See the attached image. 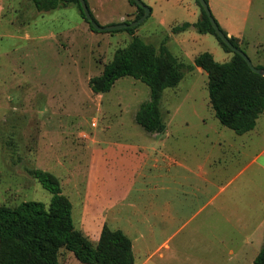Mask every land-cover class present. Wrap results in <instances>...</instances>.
I'll return each instance as SVG.
<instances>
[{"label": "rangeland", "instance_id": "obj_1", "mask_svg": "<svg viewBox=\"0 0 264 264\" xmlns=\"http://www.w3.org/2000/svg\"><path fill=\"white\" fill-rule=\"evenodd\" d=\"M141 1L151 14L132 35L93 31L75 5L42 13L32 0H0V207L28 201L48 206L52 194L31 171L51 172L72 203L76 228L97 245L104 224L128 229V142L148 147L161 166L174 168L216 156V149L197 136L222 128L232 146L227 155L236 154L238 142L231 138L236 133L216 118L208 75L198 67L185 70L179 86L164 92L161 110L168 136L153 137L135 120L141 104L150 99V89L141 81L123 77L108 93L92 91L91 78L135 36L157 49L165 43L186 66L204 52L220 63L233 57L213 35L193 26L173 33V28L201 18L196 0ZM206 2L220 29L237 40L254 66L264 69V0ZM87 3L101 27L132 22L138 14L129 0ZM160 172L165 171L151 168L147 180L154 185ZM140 196L149 203L156 191L148 186L143 194L135 191L131 200ZM143 210L149 212L146 206ZM60 264L82 263L62 250ZM180 264L193 261L182 258Z\"/></svg>", "mask_w": 264, "mask_h": 264}, {"label": "trees", "instance_id": "obj_2", "mask_svg": "<svg viewBox=\"0 0 264 264\" xmlns=\"http://www.w3.org/2000/svg\"><path fill=\"white\" fill-rule=\"evenodd\" d=\"M129 2L138 10L134 20L137 21L145 10L134 0ZM196 2L202 11L201 18L193 25L185 23L173 28V33L193 26L201 34L213 35L225 52L233 54L230 61L217 62L211 53L204 52L195 57L193 65L186 66L165 43L157 49L135 36L126 47L117 50L99 76L91 78L90 87L96 94H105L123 77L141 81L149 87L150 99L141 104L135 120L148 133L163 134L167 127L161 110L165 90L178 87L185 77V70L198 67L208 75L210 104L216 118L238 135L248 133L255 129L264 113V77L254 73L246 61L219 38L202 5L198 0ZM32 3L42 13L75 5L91 29L98 32L86 19L79 0H32ZM135 29L112 33L126 31L133 35ZM230 41L240 49L234 37ZM31 173L52 194V200L48 206L28 201L15 207H0V264H60L62 250L73 253L82 264L135 263L132 241L122 230H112L105 224L98 244L94 245L76 228L73 206L63 194L60 179L40 169ZM253 264H264V247Z\"/></svg>", "mask_w": 264, "mask_h": 264}, {"label": "crops", "instance_id": "obj_3", "mask_svg": "<svg viewBox=\"0 0 264 264\" xmlns=\"http://www.w3.org/2000/svg\"><path fill=\"white\" fill-rule=\"evenodd\" d=\"M263 121L264 113L254 130L231 137L238 144L236 154L230 156L227 149L232 146L222 128L213 134L204 132L197 137L205 139L217 155L174 168L161 166L148 147L128 142V229L124 232L132 241L134 264H180L182 258L193 264L254 263L264 247ZM163 134L168 136L167 127ZM151 168L166 172L158 173L154 185L147 180ZM148 186L155 189V200L148 203L141 196L131 200L135 191L143 194Z\"/></svg>", "mask_w": 264, "mask_h": 264}, {"label": "water", "instance_id": "obj_4", "mask_svg": "<svg viewBox=\"0 0 264 264\" xmlns=\"http://www.w3.org/2000/svg\"><path fill=\"white\" fill-rule=\"evenodd\" d=\"M82 10L85 14L86 19L88 20V22L93 26V28L98 31V32H112V31H117V30H123V29H128V28H135L138 27L140 24H142L147 18L148 16L151 14V10L145 6L141 0H134L136 2V4L143 8L145 10V14L137 21H134L132 23H120L117 24L115 26H109V27H101L99 26V24L94 21L90 9L88 7V4L86 2V0H79ZM200 2V4L202 5L203 9L205 10V13L207 14L216 34L219 36V38L236 54L240 55L247 63V65L249 66V68L256 74L261 75L264 77V69H260L255 67L252 64V61L250 60V58L245 54V52H243L242 50H240L239 48L235 47L232 42L230 41V37L228 35H226L221 29L220 26L218 25V23L216 22L215 18L213 17L211 10L208 6V3L206 2V0H198Z\"/></svg>", "mask_w": 264, "mask_h": 264}, {"label": "built area", "instance_id": "obj_5", "mask_svg": "<svg viewBox=\"0 0 264 264\" xmlns=\"http://www.w3.org/2000/svg\"><path fill=\"white\" fill-rule=\"evenodd\" d=\"M93 126H95V124H93Z\"/></svg>", "mask_w": 264, "mask_h": 264}]
</instances>
